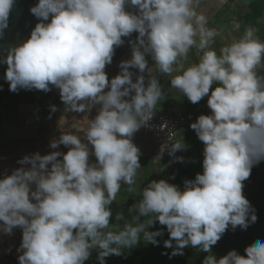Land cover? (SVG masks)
Here are the masks:
<instances>
[{
	"label": "clouds",
	"instance_id": "clouds-1",
	"mask_svg": "<svg viewBox=\"0 0 264 264\" xmlns=\"http://www.w3.org/2000/svg\"><path fill=\"white\" fill-rule=\"evenodd\" d=\"M14 3L0 0V36ZM200 5L201 0H38L30 8L39 22L0 61L7 65L9 90L55 87L65 113L84 115L59 118L61 134L50 148L63 145L67 152L25 155L20 167L0 178V233L22 230L18 264H86L93 251L106 264V257L123 256L142 241L158 246L164 232L149 230L157 222L169 234L163 245L172 249L170 258L191 246L208 253L202 264H264L261 240L243 255L235 249L220 258L211 253L229 226L246 230L257 221L243 182L264 161V38L250 25L238 36H225ZM233 28L239 32L242 24L235 21ZM134 32L131 58L109 80L106 65ZM157 73L193 104L207 97L210 109L190 124L204 145L203 171L185 180L183 189L166 179L137 185L141 151L132 137L150 126L165 98ZM186 148L182 137L169 135L157 159L167 151L183 162L175 154ZM122 185L139 199L128 210L130 219L117 211L113 220L111 205Z\"/></svg>",
	"mask_w": 264,
	"mask_h": 264
},
{
	"label": "crops",
	"instance_id": "crops-1",
	"mask_svg": "<svg viewBox=\"0 0 264 264\" xmlns=\"http://www.w3.org/2000/svg\"><path fill=\"white\" fill-rule=\"evenodd\" d=\"M202 1L200 8L206 13L210 20H216L217 24L212 23L211 20V26L221 29L225 36H228L229 32L234 36H238L243 31V26L248 25L246 24V15L249 12V2L251 0H247V4H241L237 0H227L226 3L216 8L209 5V0ZM262 17H264V10L257 21L258 25L252 26L264 30V25L260 22ZM235 21L242 24V28L239 32L233 28V23ZM258 35L264 38V32L259 31ZM221 43L222 41L218 37L215 45L217 49L220 47ZM194 53L195 50L190 53L192 59H195ZM153 63L150 57L148 59L149 67H151ZM157 75L159 76L160 83L165 93V98L157 105V111L159 112L172 117L193 113L201 108L203 101L207 98L204 97L198 103L193 104L182 93L171 89L168 77L160 75L159 73H157ZM215 86L216 85H213V87ZM56 107L57 111L62 109L61 104ZM96 114V108L94 107L89 114V118H94ZM61 116L62 114L60 113L57 117L60 118ZM138 132L139 130L134 134L132 140L141 151L140 164L142 169L140 179L137 181V185H140L141 188L146 186L150 180L166 179L169 183L175 184L183 189L185 180L194 179L197 173H202L204 145L191 127H182L178 129L176 133V137H182L187 145L186 150L177 152V156L184 157L183 162H168L162 157L158 160L157 156L159 153L156 150L154 140L151 137L143 138V132ZM25 138H28V136L23 135L21 139ZM135 138H137V142H134ZM139 142L143 143V146L140 145ZM20 145L21 146L14 152L13 150L7 152L0 151V178H3L5 174H11L15 168L20 167L17 161L23 158V156L37 152L36 150H32L28 146V142L24 140L20 142ZM67 150L68 148H66V152ZM58 151L63 152L62 150ZM243 183V194L254 207L257 221L254 224H250L246 230H241L239 227L232 230L231 226H229V229L223 234L222 238L211 249V253L217 258L226 255L227 252L232 249L237 250L243 255L246 246L257 240L264 241V161L252 168L250 177ZM34 189L35 185H33V190ZM137 190L139 191V188ZM138 199V195L127 192L126 186L122 185L121 191L117 195V201L111 205L113 220L117 211L123 212L125 217L130 219L131 216L128 210ZM157 229L164 232L163 236L157 237L160 241L158 246H153L150 243L145 244L142 241L135 248L125 252L123 256L111 255L106 257V264H202L204 257L208 255V253L201 252L198 248L189 246L183 250V255H176L170 258L169 254L172 249L165 248L163 245V241L169 238L166 226H162L157 222L154 227L149 230L154 231ZM17 237L22 239V230L19 228L14 229L12 235L0 233V250L5 247L2 249L3 252L6 249L7 254L11 252V245L16 243ZM7 245H9L8 248H6Z\"/></svg>",
	"mask_w": 264,
	"mask_h": 264
},
{
	"label": "water",
	"instance_id": "water-1",
	"mask_svg": "<svg viewBox=\"0 0 264 264\" xmlns=\"http://www.w3.org/2000/svg\"><path fill=\"white\" fill-rule=\"evenodd\" d=\"M201 0V5H202ZM38 3V0H15L14 6L10 12L8 27L4 30L3 35L0 36V61L7 55V50L11 47H16L25 42L31 34L39 20L30 12V8ZM200 5V6H201ZM126 10L135 12L136 9L130 5H126ZM138 35V33H137ZM136 35V36H137ZM135 37H126L125 43L115 49L112 63L106 65L105 72L109 80L120 72V62L131 58V45L129 40L135 41ZM151 56L146 55L148 60ZM7 65L0 62V96L5 94H12L14 92L9 90L8 82L5 80V70ZM136 74L138 69H130ZM135 75L133 81H135ZM46 102L41 100V95L37 91L21 92L14 102L5 108L0 107V151L7 152L16 151L21 141L28 142V146L32 150H36L41 155L50 153L51 151L62 150L66 152V147L60 145L58 149L50 148V141L54 138L58 139L60 130L58 128V114L81 119L83 113L64 112V104L60 96H56L51 102L52 105H62V109L50 114H45L42 110ZM58 104V105H57ZM141 128L138 133H141ZM23 135L28 138L21 139ZM143 138L150 137V134L143 133ZM141 136V135H140ZM21 139V140H20ZM137 138L134 139V142ZM147 141V140H145ZM143 146V143L139 142ZM48 148V151H47ZM92 162H95V157H91Z\"/></svg>",
	"mask_w": 264,
	"mask_h": 264
},
{
	"label": "built area",
	"instance_id": "built-area-1",
	"mask_svg": "<svg viewBox=\"0 0 264 264\" xmlns=\"http://www.w3.org/2000/svg\"><path fill=\"white\" fill-rule=\"evenodd\" d=\"M201 114H210V109L207 106V98L203 101L200 109L193 113L180 115L178 117L168 116L162 112L156 111L153 119L150 121L149 127H141L143 133L150 134L154 140L157 152L160 154L162 145L168 142L169 135L176 137L177 130L182 127H190L192 122H195L197 117ZM167 122V128L161 130L160 126ZM177 156V153L175 154ZM162 158L168 162H173L167 151L164 152Z\"/></svg>",
	"mask_w": 264,
	"mask_h": 264
},
{
	"label": "rangeland",
	"instance_id": "rangeland-1",
	"mask_svg": "<svg viewBox=\"0 0 264 264\" xmlns=\"http://www.w3.org/2000/svg\"><path fill=\"white\" fill-rule=\"evenodd\" d=\"M239 3L241 4H247V0H237ZM209 5H211L213 8L218 7L219 3L218 0L213 1L212 3H210ZM207 5V6H209ZM260 22L262 25H264V17H262L260 19ZM212 23L217 24L216 20H212ZM260 32H264V30H262L261 28H259ZM20 240H22L20 237H17L16 243L14 245H11V252H9L8 254L6 253L7 249L3 252L1 248L0 250V264H18V252L17 249L20 245ZM9 245L6 246V248H8ZM105 260L107 261V258H105ZM109 263V262H108ZM86 264H99V262L96 259V252H92V255L90 257V259L88 261H86Z\"/></svg>",
	"mask_w": 264,
	"mask_h": 264
},
{
	"label": "trees",
	"instance_id": "trees-1",
	"mask_svg": "<svg viewBox=\"0 0 264 264\" xmlns=\"http://www.w3.org/2000/svg\"><path fill=\"white\" fill-rule=\"evenodd\" d=\"M264 10V0H251L249 2V12L246 15V24L250 25V26H256L258 25L257 21L260 18L262 12ZM137 33H133L131 36L136 35ZM124 39V38H123ZM23 90V89H20ZM18 90L15 93L12 94H5L0 96V101H12L15 97V95H17V93L20 91Z\"/></svg>",
	"mask_w": 264,
	"mask_h": 264
},
{
	"label": "flooded vegetation",
	"instance_id": "flooded-vegetation-1",
	"mask_svg": "<svg viewBox=\"0 0 264 264\" xmlns=\"http://www.w3.org/2000/svg\"><path fill=\"white\" fill-rule=\"evenodd\" d=\"M220 5V4H219ZM218 5V6H219ZM137 35V34H136ZM136 35H134V36H136ZM130 37H133V36H130ZM125 39V38H124ZM31 92L32 91H37V92H39V94L41 95V100L43 101V100H45L46 102H43V103H45L44 105H43V108H42V110L44 111V113L45 114H50V113H52L51 112V102H49V101H52L53 99H55L56 98V96H58L59 95V90L58 89H56L55 87H52V89H51V91H48V92H44V91H42V90H30ZM29 90H20L18 93H17V95L19 94V93H21V92H30ZM15 93V92H14ZM17 95H15V97L17 96ZM60 96V95H59ZM15 97H14V99H15ZM14 99L12 100V101H3V100H1L0 101V107H2V108H5L6 106H8V105H10V104H12L13 102H14Z\"/></svg>",
	"mask_w": 264,
	"mask_h": 264
},
{
	"label": "bare ground",
	"instance_id": "bare-ground-1",
	"mask_svg": "<svg viewBox=\"0 0 264 264\" xmlns=\"http://www.w3.org/2000/svg\"><path fill=\"white\" fill-rule=\"evenodd\" d=\"M213 1H215V0H209L208 3H212ZM206 3H207V2H206ZM200 9H201V8H200Z\"/></svg>",
	"mask_w": 264,
	"mask_h": 264
}]
</instances>
